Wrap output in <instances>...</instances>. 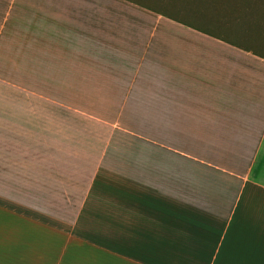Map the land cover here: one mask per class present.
<instances>
[{"label": "crops", "instance_id": "0c3cea01", "mask_svg": "<svg viewBox=\"0 0 264 264\" xmlns=\"http://www.w3.org/2000/svg\"><path fill=\"white\" fill-rule=\"evenodd\" d=\"M182 19L0 0V264H264V55Z\"/></svg>", "mask_w": 264, "mask_h": 264}, {"label": "rangeland", "instance_id": "374dc122", "mask_svg": "<svg viewBox=\"0 0 264 264\" xmlns=\"http://www.w3.org/2000/svg\"><path fill=\"white\" fill-rule=\"evenodd\" d=\"M139 1L144 4L147 2L153 8L171 16L175 15L188 21L208 24L215 30L212 34L243 43L256 53L264 55V0ZM16 72H18V66H3L0 63V90L6 88L10 90L27 89L26 94L28 95L24 94V98H22L25 100V105L49 103V100L44 98L41 99V102H36V97L32 94L35 91L41 92L42 95L48 94L50 92L48 82L19 80L16 79L18 76ZM75 84V82H72V85ZM16 96L18 95L12 96L11 100H16ZM45 98L57 100L58 103L63 104L73 103L72 98H50V96H45Z\"/></svg>", "mask_w": 264, "mask_h": 264}]
</instances>
